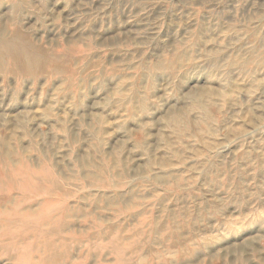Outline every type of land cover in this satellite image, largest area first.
<instances>
[{
    "label": "rangeland",
    "instance_id": "rangeland-1",
    "mask_svg": "<svg viewBox=\"0 0 264 264\" xmlns=\"http://www.w3.org/2000/svg\"><path fill=\"white\" fill-rule=\"evenodd\" d=\"M0 264H264V0H0Z\"/></svg>",
    "mask_w": 264,
    "mask_h": 264
}]
</instances>
